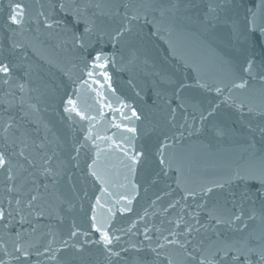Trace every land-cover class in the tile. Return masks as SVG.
<instances>
[{"label":"water","instance_id":"95a60500","mask_svg":"<svg viewBox=\"0 0 264 264\" xmlns=\"http://www.w3.org/2000/svg\"><path fill=\"white\" fill-rule=\"evenodd\" d=\"M182 1L248 176L264 169V0Z\"/></svg>","mask_w":264,"mask_h":264},{"label":"snow or ice","instance_id":"6c2138e0","mask_svg":"<svg viewBox=\"0 0 264 264\" xmlns=\"http://www.w3.org/2000/svg\"><path fill=\"white\" fill-rule=\"evenodd\" d=\"M128 5H125L127 7ZM20 6L17 5V8ZM20 15L19 12H17L15 15L11 17L12 22H17V17ZM140 17L137 15H132L128 19L129 24L132 21L138 20ZM48 27H51V25H48ZM88 32H91V29H87ZM123 31H130L129 28L125 27ZM123 31L118 32L117 37L123 35ZM117 37H113V39H117ZM81 46L85 45L86 38L80 37ZM105 57L101 53H97L94 57V63L92 65L93 70L95 69H106L107 64L105 63ZM251 68V65H249V69ZM249 69H246L249 70ZM10 67L7 64H4L0 62V74L5 78L4 83H8L7 77L10 74ZM94 74L102 76L105 80H109L110 77L106 71H100L98 73H94V71H89L88 75L93 76ZM23 85H20L21 90H23ZM238 87H243V85H238ZM69 105H73V108L71 110H75L74 102L69 99L67 101ZM65 111H69V109H65ZM133 116H137V113L133 111ZM137 118H139L137 116ZM8 127H11V125H8L4 131L6 132L8 130ZM119 127V125H117ZM128 131L134 132L135 129H127ZM134 162H138L136 158H133ZM163 163V161H161ZM8 164V161L5 157V154L0 152V169L5 168ZM8 179L11 180L12 176L9 175ZM240 179H244V177H240ZM248 179L252 182L251 187L257 189L255 195L258 199H264V169H261L259 171H253L249 173ZM9 191H12L11 188L8 189ZM207 191H212L211 189H208ZM189 195H194L192 193H189ZM37 197L35 195L31 196L29 201V206H31V202L35 201ZM130 202V201H129ZM19 203V201H17ZM99 203V201H97ZM174 207V205H173ZM203 207V205H201ZM7 216H12L11 212L6 213L5 210L0 209V223L3 224V228H8L9 224L5 223ZM210 221L209 226H212V222H214L215 225H220L225 223V221L214 214V212L209 211L208 213ZM93 219L92 228L96 232L101 233V243H103L105 246H110L113 242V238L110 237V235L106 231H102L104 228V225L102 222L97 221L95 217ZM240 215H235L234 220H240ZM20 223H24V219L22 218ZM183 222V217L180 218L179 221L176 222V228H181V224ZM201 227H204V225H201ZM247 227V225H245ZM200 232V228L195 227L194 225L184 223L183 231L177 233L172 232L170 233L171 236L176 237L173 239H169L168 237H165V240L167 241V245H175L178 250L181 251V254L185 256L186 260L189 261H195L196 264H245V261H250L252 256H258V262L257 264H264V246H261L259 250L256 248L250 247L248 242L241 240L237 241L236 243H231L227 241H212L209 245L205 246L203 244V241H198L195 244L193 243L195 240V237L193 236V232ZM19 235V233L17 234ZM72 236L77 235L75 231L71 233ZM183 237V239H180L179 237ZM118 239V237L116 238ZM65 243H67L65 241ZM167 245L161 244L160 247L164 248ZM191 247V250L189 249V246ZM15 251L19 253V256H17V259H20L23 257L24 259L28 258V250L25 248L22 244H17L15 247ZM7 254V253H5ZM165 259H168L165 257ZM0 264H5L3 260H0ZM168 264H172L171 260H168Z\"/></svg>","mask_w":264,"mask_h":264}]
</instances>
